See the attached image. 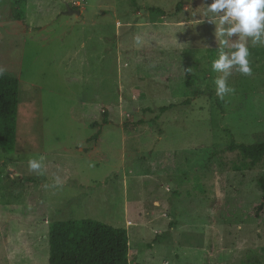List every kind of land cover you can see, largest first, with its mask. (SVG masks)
Segmentation results:
<instances>
[{"label":"rangeland","instance_id":"1","mask_svg":"<svg viewBox=\"0 0 264 264\" xmlns=\"http://www.w3.org/2000/svg\"><path fill=\"white\" fill-rule=\"evenodd\" d=\"M16 2L0 0V70L20 79L17 146L0 151V264H50V225L86 218L128 230L131 264H264V223L246 215L264 169L232 153L216 171L188 160L264 141V43L219 33L212 0H27L24 21ZM226 39L246 43L252 71L232 70L222 110L211 65ZM187 70L204 92L190 104Z\"/></svg>","mask_w":264,"mask_h":264},{"label":"trees","instance_id":"2","mask_svg":"<svg viewBox=\"0 0 264 264\" xmlns=\"http://www.w3.org/2000/svg\"><path fill=\"white\" fill-rule=\"evenodd\" d=\"M27 0H17L13 17L26 19ZM78 8V7H77ZM79 9V8H78ZM151 12L167 15L160 7H150ZM186 86L190 97L184 104L204 94L194 88L190 72L187 70ZM20 79L0 70V151L13 153L17 146V118L20 101ZM219 106L224 110V99L218 98ZM176 107L175 104L163 106L161 112ZM104 123L108 124L107 112L104 111ZM98 130L93 138H98ZM197 160L188 159L191 167L198 170L216 171L227 164L220 159L224 153L237 156L248 170L264 169V141L252 144L238 143L234 139L225 144L202 146ZM194 152V150H193ZM194 161V162H193ZM262 194L251 203L247 217L264 223V176L258 177ZM49 263L50 264H131L130 239L126 228L115 227L95 219L55 221L49 228Z\"/></svg>","mask_w":264,"mask_h":264},{"label":"clouds","instance_id":"3","mask_svg":"<svg viewBox=\"0 0 264 264\" xmlns=\"http://www.w3.org/2000/svg\"><path fill=\"white\" fill-rule=\"evenodd\" d=\"M205 15L221 27L219 33L228 38L238 37L239 41L251 38L254 43H264V0H212L205 8ZM222 45L229 47V51H221L219 58L212 61V70L223 75L215 80L216 95L223 99L233 89L228 85V77L235 68L244 75L251 74L249 63V49L245 42L220 41ZM29 168L33 172L43 174L42 163L39 159H30Z\"/></svg>","mask_w":264,"mask_h":264},{"label":"water","instance_id":"4","mask_svg":"<svg viewBox=\"0 0 264 264\" xmlns=\"http://www.w3.org/2000/svg\"><path fill=\"white\" fill-rule=\"evenodd\" d=\"M65 14H75V13H77V14H81V10H79L78 8H75V7H73V6H71V5H68V7H67V10L64 12Z\"/></svg>","mask_w":264,"mask_h":264},{"label":"crops","instance_id":"5","mask_svg":"<svg viewBox=\"0 0 264 264\" xmlns=\"http://www.w3.org/2000/svg\"><path fill=\"white\" fill-rule=\"evenodd\" d=\"M81 13H82V11H81Z\"/></svg>","mask_w":264,"mask_h":264}]
</instances>
